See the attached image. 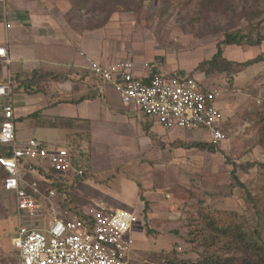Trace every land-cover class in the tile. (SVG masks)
I'll return each mask as SVG.
<instances>
[{"label": "rangeland", "instance_id": "obj_1", "mask_svg": "<svg viewBox=\"0 0 264 264\" xmlns=\"http://www.w3.org/2000/svg\"><path fill=\"white\" fill-rule=\"evenodd\" d=\"M210 1H34L35 9L60 12L76 31L100 30L116 17L112 26L117 27L111 29L117 37L112 42L119 46L124 39L128 40L119 55L121 60L131 59L138 66L158 64L163 74L172 76L183 72L196 77L205 89L219 91L217 107L223 114L222 128L227 139L215 145L212 153L192 147L195 143L211 144L207 132L177 130L171 145L176 148L172 153L175 164L169 168L149 165L146 182H140L144 168L138 167L137 162L110 168L112 172L105 174V171L97 178L84 181L56 179L54 183L60 192L55 196L50 195L52 183L31 178L37 183L40 196L45 197L39 199L41 211L33 216L24 212L19 217L16 198L4 190L0 172V264H19V255L11 242L20 222L24 226H41L56 217L72 219L82 215L86 205L133 211L143 195L155 201L148 203L144 214L138 215L141 221L135 235V264L257 261L248 244L238 241L235 231H241L246 240L253 239L260 244L261 240L254 234L257 230L264 240V208L258 213L248 195L264 194V62L243 72L216 73L210 77L198 67L214 57L218 43L226 34L237 31L248 34L250 26L257 24L264 34V0H215L214 5H209ZM85 3L88 7L77 8ZM260 55L264 56V43L260 47L243 45L224 49V57L234 62H245ZM168 137L166 134V140ZM160 146L161 151L166 148L164 144ZM71 147V152L83 151L77 142ZM164 163L159 161L160 165ZM160 182L168 184L165 190L157 192L153 186ZM210 222L228 230L227 233H218Z\"/></svg>", "mask_w": 264, "mask_h": 264}, {"label": "crops", "instance_id": "obj_2", "mask_svg": "<svg viewBox=\"0 0 264 264\" xmlns=\"http://www.w3.org/2000/svg\"><path fill=\"white\" fill-rule=\"evenodd\" d=\"M34 1L7 0L5 8L0 5V46L7 48L10 59L9 64L0 65V83L9 76L13 81L17 139L22 143L38 139L49 147L70 152L72 144L77 142L90 159L89 179L105 171V174L112 172L110 168L137 162L138 167L144 168L140 182H146L150 166H173L172 153L176 148L171 145L177 130L166 131L150 123L126 106L110 86L99 93L97 82L88 70L87 58L101 64L121 60L119 55L128 40L124 39L119 46L112 42L117 37L111 29L116 17L100 30L76 31L60 12L35 9ZM137 74L146 75L141 70ZM161 144L166 146L163 151ZM159 161L165 163L160 165ZM0 171L4 181L5 174ZM166 184L153 187L161 192ZM154 201L140 196L133 212L144 214L148 203Z\"/></svg>", "mask_w": 264, "mask_h": 264}, {"label": "built area", "instance_id": "obj_3", "mask_svg": "<svg viewBox=\"0 0 264 264\" xmlns=\"http://www.w3.org/2000/svg\"><path fill=\"white\" fill-rule=\"evenodd\" d=\"M7 0H0L5 8ZM5 11V9H4ZM88 70L99 93L112 87L122 102L166 131L207 132L210 143L220 145L227 135L223 114L217 107L218 90L205 89L194 76L163 74L158 64L137 66L132 60L101 64L87 58ZM9 64L7 48L0 46V64ZM143 71L146 75L139 76ZM0 167L5 174L4 190L16 198L19 217L41 211L38 185L31 178L52 183L50 195L59 193L54 180L77 179L85 174L64 148L43 141L17 139L13 81L0 83ZM39 196V197H38ZM83 217H56L49 224L24 226L19 223L12 247L19 264H135V235L141 219L124 209L86 205Z\"/></svg>", "mask_w": 264, "mask_h": 264}, {"label": "trees", "instance_id": "obj_4", "mask_svg": "<svg viewBox=\"0 0 264 264\" xmlns=\"http://www.w3.org/2000/svg\"><path fill=\"white\" fill-rule=\"evenodd\" d=\"M216 3L215 0H212L209 2V5H214ZM87 3L80 5V7L77 6V8L84 9L85 7H88ZM250 31L248 34H243L240 31L229 33L225 35V39L218 43L217 45V52L214 55V57L210 61H205L202 64L199 65V70L204 71L206 77H210L216 73L218 74H235L237 72H243L247 70L249 67L264 62V56L260 55L255 57L254 59L245 61V62H234L229 61L224 57V49L227 46H238L241 47L243 45H247L250 47H260L264 43V34L261 32V25H251ZM50 75V74H49ZM178 75H185L183 72H179ZM192 147L199 149V150H209L212 153L215 152V145L208 144V143H195L192 145ZM82 151V150H81ZM0 152H6V149L0 148ZM73 155V161L75 166L78 169H82L85 171V174L79 179L81 181L89 179V174L92 170L90 159L87 158L84 151L77 152L72 151ZM1 170V167H0ZM1 172V171H0ZM238 184L245 189V187L238 181ZM60 192V190H59ZM249 195V199L254 202V208L259 213L264 208V194L253 196L251 194ZM79 216V214H78ZM80 217H83V214L80 215ZM211 226H214L213 222H210ZM216 231L218 233H227L228 230L225 229H219L217 226H214ZM237 233V237L239 238L238 241L241 243L248 244V247L250 251L258 258L257 261H250L248 264H264V240L261 238V234L256 230L254 234L257 236L258 240H261L260 244L257 242H254L253 239L246 240L244 238V234L241 231H235ZM244 241V242H243Z\"/></svg>", "mask_w": 264, "mask_h": 264}]
</instances>
